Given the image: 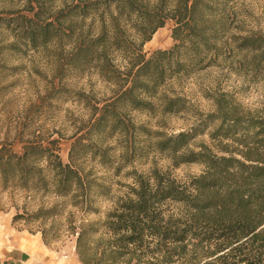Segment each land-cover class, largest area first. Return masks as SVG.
Here are the masks:
<instances>
[{
	"label": "trees",
	"instance_id": "1",
	"mask_svg": "<svg viewBox=\"0 0 264 264\" xmlns=\"http://www.w3.org/2000/svg\"><path fill=\"white\" fill-rule=\"evenodd\" d=\"M69 1L53 14L46 0H28L32 17L0 18V29L13 32L8 49L39 51L55 40L74 42L58 70L61 78L94 72L111 86V97L91 107L94 136L128 133L125 111L192 115L187 130L157 134L155 149L176 167L199 165L204 171L184 182L158 168L133 173L128 192L103 213L99 202L110 189L76 167L75 146L66 164L59 140L30 141L33 133L25 141L20 132L21 153L8 140L0 141V192L11 195L12 225L40 234L49 248L73 241L81 264H264V115L243 112L225 94L213 99L215 112L203 113L166 91L173 81L217 64L219 35L226 27L221 3ZM88 21L100 23L97 33L84 31ZM168 22L174 23L175 45L147 56L145 45ZM241 48L261 47L247 38ZM60 92L71 93L64 87ZM202 137L209 143L196 144ZM82 152L94 149L87 144ZM17 195L24 200L21 206Z\"/></svg>",
	"mask_w": 264,
	"mask_h": 264
},
{
	"label": "rangeland",
	"instance_id": "2",
	"mask_svg": "<svg viewBox=\"0 0 264 264\" xmlns=\"http://www.w3.org/2000/svg\"><path fill=\"white\" fill-rule=\"evenodd\" d=\"M217 1L221 3V21L226 23L219 35L217 64L190 78L173 81L166 91L185 97L203 113L215 112L213 99L225 94L243 112L264 115V0ZM45 4L49 13L54 14L70 1L46 0ZM27 5L28 0H0V18L32 17ZM99 26V22L88 21L84 31L97 33L95 28ZM173 28L174 23L168 22L145 45L144 53L150 56L156 50L171 49L175 45ZM1 34L0 141L8 140V145L21 153L22 144L17 138L20 132L25 141L33 133L35 137L30 141L46 136L59 140L60 155L66 164L70 163L69 156L75 146L76 167L110 189V196L99 202L101 212H107L116 199L128 192L127 187L134 184L133 173L147 175L158 168L183 182L203 174L202 166L176 167L167 155L155 149L157 134L176 135L187 130L195 121L192 115L163 116L159 112L152 116L125 111L122 115L129 124L128 133L118 130L94 136L91 107L111 97V86L94 72L61 78L58 70L74 42L55 40L39 51L23 48L13 52L8 49L14 41L13 32L0 29ZM247 38L261 47L260 50L241 48ZM2 45L7 50L2 49ZM63 87L71 93L62 94ZM140 127L149 135L141 132ZM201 142L209 143L206 137L196 140V144ZM87 144L94 152L85 155L82 151ZM15 201L19 206L24 202L20 195ZM11 205V195L0 192V264H49V259L55 264H81L73 241L49 248L43 244L40 234L19 231L21 227L16 229L12 225L15 209H11Z\"/></svg>",
	"mask_w": 264,
	"mask_h": 264
},
{
	"label": "bare ground",
	"instance_id": "3",
	"mask_svg": "<svg viewBox=\"0 0 264 264\" xmlns=\"http://www.w3.org/2000/svg\"><path fill=\"white\" fill-rule=\"evenodd\" d=\"M155 41H157V37L155 38ZM49 260H50L49 264H55V263L53 262V259H49Z\"/></svg>",
	"mask_w": 264,
	"mask_h": 264
}]
</instances>
